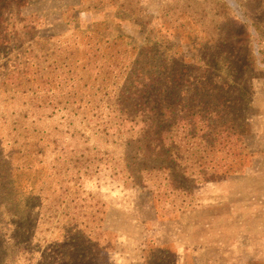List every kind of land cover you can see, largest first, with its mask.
<instances>
[{
    "label": "trees",
    "instance_id": "1",
    "mask_svg": "<svg viewBox=\"0 0 264 264\" xmlns=\"http://www.w3.org/2000/svg\"><path fill=\"white\" fill-rule=\"evenodd\" d=\"M16 6L8 10L4 3L0 9V52L8 51L0 58V94L10 100V125L5 128L0 121L6 132L0 135L2 249L9 250L5 237L12 230H39L41 218L35 216L47 194L73 180V164L77 173L98 172L100 154H107V164L120 167L128 179L146 186L163 180L183 195L195 183L235 171V148L242 145L238 137L249 125L248 103L236 101L249 96L250 79L237 75L234 55L215 60L213 69L225 68L216 73L204 70L202 59L173 56L152 37L140 46L124 35L104 40L96 28L79 41H55L37 36L36 26L22 25ZM248 58L246 69L253 68ZM238 82L245 90L236 100ZM100 131L109 134V148L121 146L123 152L100 148L94 154L89 143ZM68 136L82 140L84 148L72 151ZM72 203L65 226L87 248L76 259H87L92 242L87 231L96 223L84 219L82 205Z\"/></svg>",
    "mask_w": 264,
    "mask_h": 264
},
{
    "label": "rangeland",
    "instance_id": "2",
    "mask_svg": "<svg viewBox=\"0 0 264 264\" xmlns=\"http://www.w3.org/2000/svg\"><path fill=\"white\" fill-rule=\"evenodd\" d=\"M261 1L0 0V9L4 3L8 10L17 4L21 24L36 26L37 36L79 41L83 34L90 33L89 29L97 28L104 40L124 35L140 46L152 37L175 57L185 55L191 62L202 59L204 70L212 68L215 60L234 55L237 75L250 79L246 88L249 96L236 101L248 103L249 125L238 137L242 145L238 143L235 148L239 155L229 176L195 183L191 193L183 195L163 180L149 181L146 186L128 179L118 170L120 167L107 164V154H100L104 160L98 172L77 173L78 167L73 164L69 175L73 180L63 182L62 187L56 185L47 194L41 214L35 216L41 218V228L36 232L12 230L5 237L10 243L7 251L5 246L0 247L3 264H264ZM7 56L8 51L0 52V58ZM248 57L253 64L250 69H246V64L250 65ZM213 71L224 73L225 68ZM244 85L238 82L233 98L243 95ZM0 121L5 128L10 125V100L3 93ZM235 130L240 131L237 126ZM0 133L6 134L2 129ZM108 137L105 131L93 136L91 151L95 154L101 148L102 152L109 149L122 153L121 146L109 148L105 143ZM65 142L72 151L84 148L82 140L75 137L68 136ZM3 144L8 150L10 139L5 138ZM70 202L71 207L82 205L84 219L90 217L92 226L96 223L95 229L87 231L92 239L87 259H76L87 248L80 246L78 235L68 234L65 226ZM94 214L97 217L93 223Z\"/></svg>",
    "mask_w": 264,
    "mask_h": 264
}]
</instances>
